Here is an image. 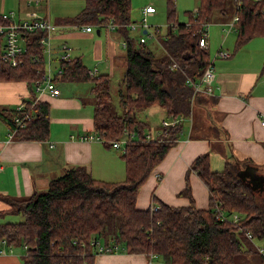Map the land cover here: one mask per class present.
<instances>
[{"label": "trees", "instance_id": "obj_1", "mask_svg": "<svg viewBox=\"0 0 264 264\" xmlns=\"http://www.w3.org/2000/svg\"><path fill=\"white\" fill-rule=\"evenodd\" d=\"M83 2L77 15L58 24H90L112 32L109 23L121 26L132 22V0ZM228 8L226 0H199L197 11H186L188 21L180 22L175 0H168V24L165 33L158 35L159 42L141 43L140 36H132L129 28L116 29L126 43L121 58L124 88L118 105L110 90L111 74L90 76L80 58L61 62L64 71L55 78L56 83H91L92 134L102 138L108 148L114 141L127 139L122 151L126 176L119 182L100 181L85 167L76 166L28 197L0 195L9 205V209L0 210V217L23 216L20 222L1 223L0 239L10 247L24 248V264H95L96 256L107 252L153 255L166 264H237L240 255L256 253L264 264V247L258 244L264 241V189L256 190L247 175L250 170L264 169L250 159L230 155L221 171L212 169L209 153L194 159L189 171L196 172L209 189L208 209L195 205L189 174L181 195L192 201L190 205L161 202L157 210L137 207L140 187L181 136L182 121L193 116L197 95L187 79L199 80L212 63L210 49L199 45L203 27L211 23L216 12L229 15ZM233 10V16L239 17L236 50L264 37V0H234ZM3 22L0 14V24ZM46 35L45 30L23 33L26 50L18 65L12 66L4 60L0 34V82L23 81L35 92L32 84L46 65L40 43ZM174 62L178 69L171 68ZM36 98L22 101L20 109V105L0 109V118L14 133L9 142L48 139L51 104ZM153 105L163 108L167 119H183L164 127L159 133L161 141L146 138L151 127L141 118ZM16 117L23 119L22 125L15 122ZM97 242L105 247L101 253Z\"/></svg>", "mask_w": 264, "mask_h": 264}, {"label": "crops", "instance_id": "obj_2", "mask_svg": "<svg viewBox=\"0 0 264 264\" xmlns=\"http://www.w3.org/2000/svg\"><path fill=\"white\" fill-rule=\"evenodd\" d=\"M17 5L21 18L30 11H38V7L28 5L26 0H19ZM233 18V15L216 12L210 26L226 25L229 28ZM60 28L53 34L52 43L55 47L67 43L73 58H80L87 68L91 61L101 71L106 67L110 73L116 65L125 67L121 62L124 47L119 31H106V38H103V31L98 33V29L95 33H87L68 25H61ZM232 30H224L216 46V50L222 48L231 55L228 58L216 57V51L213 60L215 95L197 94V124L192 122L195 114L181 120V136L139 189V209L160 206L161 202L172 206L190 205L192 201L181 195L187 186V174L195 205L208 209L209 189L196 172L189 171L190 164L202 154H210L214 171H221L230 155L239 160L250 159L264 169V37L254 38L236 50L237 33ZM209 44L212 51L211 41ZM87 84L90 82L58 80L61 95L43 94L38 97L26 82H0V109L15 108L22 101L36 97L51 104L47 140L0 142V163L3 166L0 171V195L28 197L35 191L46 189L53 178L76 166L85 167L100 181L119 182L125 179L126 165L121 149L81 139L94 132L93 97L91 84L89 89ZM147 112L151 118H145ZM141 115L150 124L151 131L148 133L152 135L161 132L164 120H174L167 119L165 110L158 105L151 106ZM156 115L161 121L156 120ZM0 121L2 141L9 130L1 118ZM186 123L189 124V132L185 129ZM7 209L9 205L0 198V210ZM3 240L0 239V249H5L6 253L0 254V264H24V248L10 247ZM95 264L166 263L147 254L103 253L96 256Z\"/></svg>", "mask_w": 264, "mask_h": 264}, {"label": "built area", "instance_id": "obj_3", "mask_svg": "<svg viewBox=\"0 0 264 264\" xmlns=\"http://www.w3.org/2000/svg\"><path fill=\"white\" fill-rule=\"evenodd\" d=\"M27 4L34 7L44 6L46 8V2L48 3L49 0H26ZM45 13H48V16L41 15L38 11H30L28 12L26 17L21 18L19 13L15 11H11L9 13H2V19L4 20L3 23L0 24V34L3 35L4 40V49H3V57L4 60L10 63L12 66H17L19 62V57L23 55L25 52V47L22 42V36L25 32H34L36 30H45L46 37L41 39V44L43 45V50L46 56V65L41 77L36 79L33 82V89L34 93L39 97L43 94H50L52 96L61 95V89L57 85L55 78L58 75L63 73V67L60 65L61 62H71L74 60L71 47L67 43H62L59 46L55 47L52 43L53 32L58 29V24L52 23L49 12L46 10ZM156 13L155 7L147 6L141 10L142 18L139 22H129L127 24L116 25L113 22L108 24V30L116 31L119 27H126L129 28L130 31L138 30L140 32L139 42L146 43L149 39L159 42V36L156 31L151 29L149 25V18ZM239 17H234L232 22L229 23V28H225V31L229 32L232 29L236 31V22ZM209 25V24H208ZM208 25L203 27L201 37L199 39V45L201 48L209 49V33H208ZM74 29H80L87 33H92L95 30V27L88 24V25H74L72 26ZM146 31V33H144ZM123 46L126 43L122 42ZM230 53L226 50L220 48L216 57L221 58H228L230 57ZM172 69H178L179 65L177 62H174L171 65ZM90 76H97L98 69L89 70ZM215 71H214V64L212 63L207 67L204 71L203 75L199 80H193L191 78L187 79L188 85L193 87V94L194 96L199 93H204L208 95H215L214 90V81H215ZM38 98H36L37 100ZM18 108H22V105L18 106ZM29 118V117H28ZM182 119H174V120H164L162 122L163 128H170L171 126H175L178 124ZM15 122L19 125L23 124V119L16 117ZM262 124H264V118L262 120ZM167 130V129H165ZM14 133L9 131L7 134V138L5 142H9L13 137ZM133 138H136V135H133ZM146 138L148 140L158 139L159 141L162 140V137L159 134L152 135L150 133H146ZM81 139L88 140V141H99L103 142V139L100 138L98 135H86L82 136ZM1 140V139H0ZM4 141V140H3ZM127 139H121L114 141L112 143V147L116 149H121L123 151L125 149ZM3 169L2 165L0 164V171ZM152 210H157L159 207L153 205ZM235 219L238 217L235 215ZM248 236L251 237V234L248 233ZM3 243L6 245V241L3 240ZM95 242L93 241L92 244ZM98 251L101 253L105 250V247L97 242ZM262 249V248H261ZM261 251H264L263 249ZM6 253L5 249H0V254ZM108 253V252H107ZM103 254V253H102ZM154 257L153 255H150Z\"/></svg>", "mask_w": 264, "mask_h": 264}, {"label": "rangeland", "instance_id": "obj_4", "mask_svg": "<svg viewBox=\"0 0 264 264\" xmlns=\"http://www.w3.org/2000/svg\"><path fill=\"white\" fill-rule=\"evenodd\" d=\"M19 0H0V14L2 13H9L11 11H15L16 13L18 12V5L17 3ZM167 3L168 0H132V22H139L142 18L141 15V10H143L144 7L147 6H152L155 7L156 13L149 18V25L151 26V29L153 31L159 32V34H164L167 26ZM228 3V11L229 15H233V8H234V0H226V5ZM46 4V10L49 12L50 19L52 23L58 24L60 20L65 19L67 17H74L77 15L81 9L84 6L83 0H49V2L45 3ZM175 5L177 9V17L180 22H187L188 21V15L186 11H192L194 12V9H197L199 6V0H175ZM36 10L40 12L41 15H46L48 16V13H45V7L40 6ZM196 12V11H195ZM59 25V24H58ZM61 25L58 26V29L56 31H59ZM71 27V25H70ZM60 28V29H59ZM157 28L160 30L157 31ZM227 28L226 25H223L221 27L217 26H210L208 25V33H209V41H211V46L214 47L212 51L210 50V59L211 61L214 60L215 54H216V46L219 45L220 40L222 39V35L224 34V30ZM55 31V32H56ZM102 37L106 38V31L107 29H102ZM233 31V30H232ZM53 32V34L55 33ZM95 33V32H94ZM235 31L231 34V37L234 35ZM52 34V35H53ZM132 36H140V32L138 30L136 31H131ZM211 39V40H210ZM149 43H152L153 40L149 39ZM69 43H72L70 41ZM215 51V52H214ZM95 62L91 61V63L88 65V68H90L92 71L94 69H98V74H105L109 73L112 76L111 80V92L114 98V102L116 105L119 103V94L123 92V76H124V70L125 67L123 68L122 66L116 65V69L113 70V73H110L109 70L104 67V72L101 71L100 67L96 64L94 65ZM96 66V67H95ZM91 84V83H90ZM90 84H87V88H90ZM198 108L195 106L193 108V115L195 114V117H193V124H197V118H199V113H198ZM141 118H143V115H141ZM145 118H151L149 117V112L145 114ZM156 120L161 121V118L156 115ZM1 122V121H0ZM202 123V120H201ZM185 129L189 132V124H185ZM196 129V128H195ZM206 131V129H204ZM183 137V136H182ZM187 137V135L185 136ZM7 138V136H6ZM4 139V141L6 140ZM248 173V177L250 182L253 184L254 188L256 190H263L264 189V184L262 181H264V171H252ZM23 220L22 215H13V214H8L5 215L4 217H0V224L5 223V222H20ZM259 245L264 247V241L263 242H258ZM237 264H263L261 258L256 254L252 253L250 256H245L240 255L237 258Z\"/></svg>", "mask_w": 264, "mask_h": 264}, {"label": "water", "instance_id": "obj_5", "mask_svg": "<svg viewBox=\"0 0 264 264\" xmlns=\"http://www.w3.org/2000/svg\"><path fill=\"white\" fill-rule=\"evenodd\" d=\"M97 32L100 33V30L98 29ZM144 33H146V31H144Z\"/></svg>", "mask_w": 264, "mask_h": 264}]
</instances>
